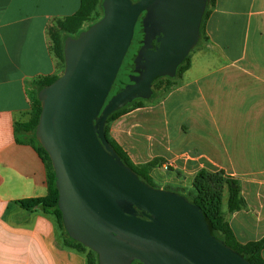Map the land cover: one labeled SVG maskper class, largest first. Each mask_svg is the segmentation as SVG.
Wrapping results in <instances>:
<instances>
[{
  "label": "crops",
  "instance_id": "1",
  "mask_svg": "<svg viewBox=\"0 0 264 264\" xmlns=\"http://www.w3.org/2000/svg\"><path fill=\"white\" fill-rule=\"evenodd\" d=\"M79 5L0 0V264H87L52 214L18 202L46 196L49 169L14 132L30 120L33 80L58 71L48 26ZM198 42L188 67L155 92L151 110L118 118L110 138L133 165L172 158L171 170L230 175L240 207L228 212L225 193V219L240 243L255 242L264 237V0H215Z\"/></svg>",
  "mask_w": 264,
  "mask_h": 264
},
{
  "label": "water",
  "instance_id": "2",
  "mask_svg": "<svg viewBox=\"0 0 264 264\" xmlns=\"http://www.w3.org/2000/svg\"><path fill=\"white\" fill-rule=\"evenodd\" d=\"M101 5L96 22L64 38L62 73L37 91L33 134L50 158L67 234L93 250L97 264H250L211 233L196 203L142 180L104 132L111 113L148 99L156 78L175 75L199 39L206 0ZM143 10L137 75L108 99Z\"/></svg>",
  "mask_w": 264,
  "mask_h": 264
},
{
  "label": "trees",
  "instance_id": "3",
  "mask_svg": "<svg viewBox=\"0 0 264 264\" xmlns=\"http://www.w3.org/2000/svg\"><path fill=\"white\" fill-rule=\"evenodd\" d=\"M215 0H206V7L202 16L201 24H200V36L201 38V29L204 19L210 12L211 6H213ZM102 0H80V5L78 10L72 14L71 16L57 19L53 21L47 28V36L49 39L50 51L55 58L57 65L59 63L60 70L58 66V73L42 76L33 80V94H32V103H31V117L28 122L23 123H16L15 125V135L18 142H28L30 143L36 151L43 157V159L47 162V166L49 169L48 173V192L46 196L39 197V198H30L19 200L18 202L20 205L27 209H38L44 213L52 214L61 229L62 236L64 238V243L67 246L73 247L78 251L85 252L87 264H97V254L91 250L90 248L86 247L82 243L77 240L71 238L63 225L61 211L57 206V198H58V191L55 186V173L53 171V167L51 165L50 158L41 144L37 141L33 134V130L35 125L38 121V116L40 113V102L37 98V91L44 85L51 83L54 79H56L63 71L64 68V56H63V46H64V38L66 36H77L80 31L86 29L89 25L96 22L102 16ZM98 9L100 11V15L95 19L88 22V18L91 16V10ZM198 39V41H199ZM142 41V34L141 28L139 23L137 22L134 28L133 38L129 48L135 43L139 44ZM197 41V42H198ZM128 48V50H129ZM127 50V52H128ZM135 52V51H134ZM133 52V53H134ZM132 53V54H133ZM128 54L126 53L119 71L117 73L116 79L111 87L110 92H117L120 90L124 83L123 79L120 78L122 76L121 70L123 67L129 71L130 62H132V57L130 56V61L127 62L126 58ZM189 65V54L187 57L182 61L177 69L176 73L173 77L169 76H162L158 77L153 81V84L158 81L159 87L163 85V81H166L165 85L168 86L176 76L180 75ZM128 67V68H127ZM122 77H126L127 75L123 74ZM165 86V87H166ZM112 94V93H111ZM155 95V91L152 92L151 96L148 98H152ZM110 96V93L109 95ZM109 98V97H108ZM135 100H146L143 98H136ZM131 102L127 103L125 106L129 105ZM121 107L118 110L111 113L106 120L104 126V132L107 140L110 142L116 153L119 155L121 160L129 166L142 180L151 184L150 182V173L156 163V159H152L151 161L142 164V165H133L127 156V154L116 144V142L110 138L108 130H109V123L114 121L119 116L118 114L121 113L123 108ZM162 164V163H161ZM160 165V164H159ZM223 175V172H214L210 173L204 169L198 170L194 175L192 180V187L194 188V193L191 196L184 195L187 197L188 200L191 202L196 203L203 216L204 219L211 231V233L223 240L228 246L238 252L243 258H245L250 264H264V259L261 256V252L264 249V237L255 242L249 243H240L235 235L233 234L227 220L225 219L224 211L222 210V193L219 188V183L224 181L227 184V211L232 212L237 210L240 207V201L238 198V187L235 184L234 180L228 182L227 179L221 180L220 177ZM214 176H219L214 179ZM233 184H235L233 186ZM168 189V188H165ZM182 194V193H180ZM137 264H142L141 262L137 261Z\"/></svg>",
  "mask_w": 264,
  "mask_h": 264
},
{
  "label": "rangeland",
  "instance_id": "4",
  "mask_svg": "<svg viewBox=\"0 0 264 264\" xmlns=\"http://www.w3.org/2000/svg\"><path fill=\"white\" fill-rule=\"evenodd\" d=\"M90 14H91V16L87 19L88 22L95 19L96 17H98L100 15V11L98 9H94V10H91ZM138 46H139V44L134 43L129 48V50L127 52L128 57L126 58L127 62L130 61L131 54L136 50V48ZM198 46H199V42L190 50L189 54L191 55L196 50V48H198ZM58 66H59V70H60L59 63H58ZM121 73L127 75L128 71L125 67H123L121 70ZM123 74H121V75L123 76ZM122 76H120V78L123 79V81H125L126 77H122ZM158 87H159L158 81L155 82L154 84H152V90L153 91L156 92L159 89ZM111 93L112 92H110V94ZM154 99H155V95H153V97L150 99L135 100V101L131 102L129 105H127L123 108L121 113L118 114L119 116L117 117V119L128 114V113L133 114L136 112H139V113L145 112V111L149 112V110H151L149 108L152 107ZM117 119H115L114 121H116ZM141 120L145 121V119H143V118H141ZM114 121H111L109 123V130H108L109 136H110V126ZM137 121L139 122V119H137ZM144 130H146V132H152V128H148V129L145 128ZM178 145H180V144H177V146ZM154 159H156L157 161L154 164L153 170H151L152 175L150 176V182H151L150 185L154 186L155 188H163V189L168 188V190H172V191L182 193V194L188 195V196H191V194L194 193V188L192 187V180H193L194 175L196 173L195 174L189 173L192 170H189L188 172H183L180 169H174V170L168 169V170L164 171L163 169H160V168H162L161 164H160L162 158H154ZM171 160H173L174 162L177 161V159H172V158H171ZM159 164H160V166H159ZM158 166L160 167L159 169H158ZM196 172H198V170ZM217 177H219V176H214V179ZM220 177L222 178L221 180L227 179L228 182L232 180V177L230 175H224L223 174ZM170 180H173L174 182H176V184H174L172 181L169 182ZM164 182H166V185ZM217 188H219L221 193H222V209L225 210V203H226L225 193L227 194V184L224 181H221V183H219V186ZM131 264H137L136 260L132 261Z\"/></svg>",
  "mask_w": 264,
  "mask_h": 264
},
{
  "label": "flooded vegetation",
  "instance_id": "5",
  "mask_svg": "<svg viewBox=\"0 0 264 264\" xmlns=\"http://www.w3.org/2000/svg\"><path fill=\"white\" fill-rule=\"evenodd\" d=\"M145 13H146V11L143 10V11L140 13V15H139V17H138V20H137V22L139 23L141 29H142V19H143V16L145 15ZM141 34H142V40H143L144 33L141 31ZM151 43H152V47L154 48V47L157 45V41H156V39L153 38L152 41H151ZM141 44H142V41H141L140 45H141ZM140 45H139V46H140ZM139 46H138V47H139ZM138 47L136 48L135 52H134L133 54H131L132 62H130V65H129V66H130V67H129V71H128V73H127V79L124 81L123 85L121 86L122 88H123L127 83H132V82H133V81L130 79V76H132V75H137V72H134V71L132 70L131 65H132V63H133V56L137 53ZM114 93H116V92H112V94H110V96H108V97L110 98L111 95H113ZM109 98H108V99H109Z\"/></svg>",
  "mask_w": 264,
  "mask_h": 264
},
{
  "label": "built area",
  "instance_id": "6",
  "mask_svg": "<svg viewBox=\"0 0 264 264\" xmlns=\"http://www.w3.org/2000/svg\"><path fill=\"white\" fill-rule=\"evenodd\" d=\"M174 166V161L169 159L161 164V167L164 171L172 168Z\"/></svg>",
  "mask_w": 264,
  "mask_h": 264
}]
</instances>
